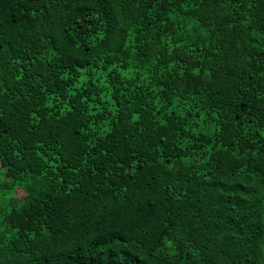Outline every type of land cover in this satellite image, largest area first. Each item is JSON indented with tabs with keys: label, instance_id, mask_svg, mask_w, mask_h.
I'll return each mask as SVG.
<instances>
[{
	"label": "trees",
	"instance_id": "1",
	"mask_svg": "<svg viewBox=\"0 0 264 264\" xmlns=\"http://www.w3.org/2000/svg\"><path fill=\"white\" fill-rule=\"evenodd\" d=\"M0 264H264V0H0Z\"/></svg>",
	"mask_w": 264,
	"mask_h": 264
}]
</instances>
